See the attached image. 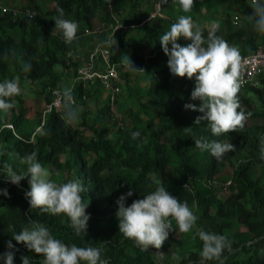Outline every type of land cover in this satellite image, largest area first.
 I'll return each mask as SVG.
<instances>
[{
    "label": "trees",
    "instance_id": "16d2710c",
    "mask_svg": "<svg viewBox=\"0 0 264 264\" xmlns=\"http://www.w3.org/2000/svg\"><path fill=\"white\" fill-rule=\"evenodd\" d=\"M150 1L114 0V14L106 0H24L25 6L19 8L35 9L38 24L26 16L14 17L12 11L6 12L0 7V81L18 76L26 81L40 82L41 92L47 103H51L52 90L58 88L66 70L76 72L75 67L79 63L77 53L84 42L94 38L95 35L87 34L86 30L96 24V19L109 24L118 17L127 24H139L140 20L120 18L118 9L124 4L131 13ZM238 2L239 11L244 15L243 27L226 34L224 39L229 44L242 41L247 28L254 32L249 20L252 9L248 0ZM175 4L178 3L175 1ZM33 5L46 8L38 11ZM58 8L64 10V18L79 24V39L71 44H66L62 33L54 29ZM178 12H184L180 6ZM115 39L117 47L115 44L112 46L113 61L125 66L122 61L126 54L136 68L144 69L149 78L144 101L134 89L129 72L121 71L135 105L125 108L126 127H118L117 139L109 137L106 129L98 128V122L105 116H113L110 106L99 109L98 115L91 120L84 117L77 126L67 124L62 114L53 110L40 120L42 129L29 138L15 133L24 130L30 122L21 98L16 100L18 107L16 97L12 98L15 106L11 115L0 116V161L12 164L17 171H26L27 165L22 163V158L37 151L43 165L67 173L65 180H82L86 189L82 199L88 200L86 211L91 214L86 235L77 236L69 218L63 214L52 215L33 209L29 211V217V203L22 191L10 182L0 181V188L9 191L8 197L0 195V253L7 250L9 240L17 246L13 234L31 218L45 223L56 238L67 244L101 247L109 264H163L151 247L149 251H142L119 232L118 205L115 203L121 194L132 188L133 195L126 202V206L130 205L162 181L178 200H185L192 209L199 210L200 222L207 231L231 238L232 246L223 254L224 264H264V179L254 175L255 167L264 163V96H261L263 104L252 108L242 106L246 114L250 113L242 130L214 136L206 122L195 125L196 117L202 113L195 111V117L186 114L183 97L176 92L173 75L168 67H164L162 55H141L125 30L116 31ZM244 53L246 51L241 55ZM58 65L61 70L56 68ZM26 67L27 71L24 70ZM260 81L264 84V73ZM245 91L261 94L259 88L241 87L238 93L241 103L246 101ZM84 94L87 92L82 86L75 88L77 99ZM86 123H89V134L82 130ZM8 124H13L15 131ZM136 130L141 136L133 139L131 132ZM200 137L222 142L229 140L234 150L216 160L210 153L195 147L193 139ZM227 163L234 168L231 178L236 192L224 200L218 197L214 188L205 186L202 181L217 178ZM21 183L30 190L28 178ZM230 215H238L247 230H231V222L219 221ZM207 224L209 226L206 227ZM201 249L202 242L198 249L184 254L178 264H201ZM25 255L33 258L32 264H41L42 256L33 250L17 252L14 264H22L21 256ZM207 264L219 262L213 260Z\"/></svg>",
    "mask_w": 264,
    "mask_h": 264
},
{
    "label": "clouds",
    "instance_id": "9594fccd",
    "mask_svg": "<svg viewBox=\"0 0 264 264\" xmlns=\"http://www.w3.org/2000/svg\"><path fill=\"white\" fill-rule=\"evenodd\" d=\"M167 2V0H165ZM185 13L191 12L194 0H176ZM110 4L111 0H106ZM252 13L249 16L254 31L264 34V0H250ZM59 16L55 20V28L63 36L66 44L79 39V24L64 18L62 8H58ZM183 38L190 41L185 45L178 43ZM163 52L168 57L167 66L174 76L195 78V87L191 92L194 103H186V110L202 113L194 123L207 124L214 136L242 130L247 119L238 93L241 88V53L237 46L229 44L222 36L216 34V29L204 30L194 22L190 15H180L169 28L159 37ZM117 40L109 37L100 42V46L110 48ZM171 45V48H169ZM123 64L132 72L139 73L144 69L136 68L132 59L124 55ZM25 71L28 70L26 67ZM23 92L20 78L14 77L0 81V116L7 115L14 108L13 97ZM63 106V118L69 125L80 117V107L76 104L73 93L66 89L57 93ZM133 139L141 136L140 131H132ZM195 147L210 153L220 160L225 153L234 150V145L220 140H209L205 137L194 138ZM2 155V153H0ZM27 165L26 171H17L10 163L0 161V176L5 182L21 186V181L28 178L30 190L25 191L30 210L38 209L42 213L52 215L63 214L69 218L70 226L77 236L86 235L91 214L86 211L88 200L82 199L86 189L81 179H68L55 182L52 171L38 159V152L33 151L22 158ZM0 195L9 196L7 188H0ZM133 195L132 188L121 194L115 203L118 205L116 217L119 221V232L132 240L142 251L150 247L160 249L173 229L174 220L179 232L189 233L197 224L198 216L188 202L172 195L161 181L154 190L143 198H138L126 206L129 197ZM196 236L202 242L200 251L201 264L218 261L224 264L223 254L226 248H231L229 236L203 229L196 230ZM17 243H23L29 250L42 256L41 264H109L103 257V249L98 246L81 247L67 244L56 238L45 223L36 219H27L26 225L13 234ZM19 249L11 240L7 242V250L0 253V264H14V258ZM161 259L164 253H156ZM22 264H32L31 256H21Z\"/></svg>",
    "mask_w": 264,
    "mask_h": 264
},
{
    "label": "crops",
    "instance_id": "0c3cea01",
    "mask_svg": "<svg viewBox=\"0 0 264 264\" xmlns=\"http://www.w3.org/2000/svg\"><path fill=\"white\" fill-rule=\"evenodd\" d=\"M176 0H172L170 5L167 6L163 14L159 16L155 20H151L146 24L143 25H136L130 31H127V36L131 40L133 46L138 50V52L143 55L144 57H150L156 54L162 55L164 58V67L167 66L168 57L163 52L162 46L159 43V37L162 35L173 23L175 20L178 19L180 15H190L192 16L194 22L201 26V28L205 32V36H207L208 31L212 30L213 28L216 29V34L225 38L227 33L233 32L238 30L239 28L243 27V20L244 16L239 18V2L238 0H194V6L191 12L188 13H179L178 4H175ZM154 0H151L147 4H143L142 7L137 8L136 11L129 13L125 9V5H121L118 9V16L120 18H127L129 20H140L151 12L153 9ZM100 20L96 19V24L99 23ZM139 23V24H140ZM262 35L256 31H251L247 28L246 34L243 37V40L239 43H232L231 45L237 46L240 49V53L245 52L247 54L255 48L258 44L262 43ZM105 34L96 35L93 39L87 40L84 42L80 49V61L78 64H82L83 60L90 54V52L100 46V42L105 40ZM254 39V40H252ZM190 41H185L183 38L178 40L182 46L185 45ZM171 48V45H169ZM249 51V52H248ZM242 54L241 56H243ZM77 68V67H75ZM58 70H61L58 69ZM131 83L135 88H139L138 81L136 76L139 73H135L130 71L127 68ZM145 74L144 71H141ZM66 74L64 75L62 81L60 82L58 88L62 90L70 89L73 93L75 88L82 86V89H85L87 92V98H79L77 100V105L80 107V117L79 119L88 118L93 119L96 115H98V110L110 106L111 109L115 112H122L125 114V108L129 105H134L132 101L134 100L128 93V91H122L120 94L115 95L110 90L104 88L100 83H91L88 85L87 88L83 86V84L78 83L75 79V70H66ZM135 78V79H134ZM148 78V76H147ZM173 83L176 89V92L179 93L183 97V104L186 103H194L197 106L201 103L199 100L193 101L191 99V92L194 90L195 87V78L193 77L191 80L185 77H179L173 75ZM124 79L121 78L120 81H116L117 85H123ZM149 82V78H148ZM136 83V84H135ZM264 86V84H263ZM36 88V87H35ZM149 88V87H148ZM42 88L37 87L35 94L39 93ZM246 101L248 100L249 103L253 102L252 106H258L259 102L262 101L260 94L253 92V91H246ZM40 94V93H39ZM31 94H29L30 96ZM20 97V96H19ZM42 103L39 104L40 108L35 109L34 113L26 114V117L31 120L32 122L35 120V115L40 117V120L43 118L44 110L46 105L48 104L46 99L42 95L39 96ZM23 99V98H22ZM146 99H144L145 101ZM26 103L24 102L25 107L27 101H29L28 97L25 98ZM245 102V101H244ZM242 101L241 105L245 107V103ZM247 103V102H246ZM31 105V104H30ZM186 114L191 116V113L195 114L193 110H186L184 108ZM103 129H106L103 127Z\"/></svg>",
    "mask_w": 264,
    "mask_h": 264
},
{
    "label": "built area",
    "instance_id": "2783aa9c",
    "mask_svg": "<svg viewBox=\"0 0 264 264\" xmlns=\"http://www.w3.org/2000/svg\"><path fill=\"white\" fill-rule=\"evenodd\" d=\"M171 1L172 0H167V2H165V0H154L153 9L147 16L143 18L140 24H127L119 20L118 17H115L114 23H99V25L95 24L92 28L87 29L86 33L95 36L105 34L106 39L112 37L113 40H115L116 31H130L136 25H143L151 20L157 19L163 14L164 9L171 3ZM108 7L112 13H116L114 0H111V3L108 4ZM1 8L6 12L12 11L14 17L26 16L29 19L33 20L35 24L39 23L37 12L33 8ZM112 56V47L104 48L99 46L93 49L90 54L83 60V63L81 65H77L76 81L80 84L82 83L85 88H87L91 83H100L104 88L110 90L113 94H120L122 92V85H117L116 81L121 80L122 63L114 62ZM241 57V87H259L261 85L260 77L264 73V43L258 44L254 51L244 54ZM77 58L80 59V52L77 53ZM60 91L63 90L59 88L52 90L53 100L51 101V103H48L46 105L42 120L45 118L47 113H50L53 110L60 112L63 116L64 110L62 102L60 100V97L57 95V93ZM73 96L77 104L78 99L76 98L74 93ZM83 98H87V94H84ZM111 118L117 127H126V121L124 120L123 113L113 111V116ZM42 124H44V121L42 122ZM7 126L14 129L13 124H8ZM38 129L41 130L42 125L39 126ZM15 133L20 136L16 131ZM0 181H5L4 177L0 176ZM202 183H204V185L209 188H214L217 186V191L222 197L228 198L232 195V189L234 187L233 178L227 179L224 182H219L217 178H214L207 181H202ZM17 187L22 191V194L25 197L24 193L25 191L29 190V188L23 183H21V186ZM29 211H31L30 205L28 207V216L30 217ZM173 232L174 230L170 231L169 235H172ZM16 247L19 249L18 252L20 253L24 250H29L23 243H17Z\"/></svg>",
    "mask_w": 264,
    "mask_h": 264
},
{
    "label": "rangeland",
    "instance_id": "374dc122",
    "mask_svg": "<svg viewBox=\"0 0 264 264\" xmlns=\"http://www.w3.org/2000/svg\"><path fill=\"white\" fill-rule=\"evenodd\" d=\"M248 3L250 4V0H248ZM44 5V4H43ZM25 6L24 4V0H0V7H22ZM32 6V5H31ZM35 6V8L38 11H41L46 8L45 6H41V5H33ZM48 6V5H47ZM240 12V16H238L239 18H241V16L243 17L244 15ZM101 23V21L99 22ZM99 23H97L99 25ZM148 23V22H147ZM146 24V23H145ZM57 69H60L61 66L58 65L56 67ZM122 72H128L127 67L126 66H122L121 68ZM12 73V70H10L9 74ZM146 74V73H145ZM130 75V74H129ZM136 76V79L138 81L139 84V88H135L137 94L140 95L141 98L146 99L147 98V91H148V87H149V82H148V78H147V74L144 75L143 72H139L138 75H134ZM77 75L75 73V79H76ZM124 77V76H123ZM121 76V78H123ZM130 78V76H129ZM124 79V78H123ZM135 79V78H134ZM21 80V87L23 88V92L22 94L19 96H17L15 98V101L19 98H23L22 100L26 103L25 98L28 97L29 103L26 104V110L27 113L29 114H33L35 109H39L40 106L39 104L43 102V100H41L39 98L40 95H42L45 99V95L40 91L39 93L35 94L34 92H36V88L40 87L42 88V84L40 82H30V81H26L23 79ZM125 82V79L124 81ZM136 84V83H135ZM36 87V88H35ZM261 94L260 97L264 96V86L263 84H261L259 87ZM128 91L127 87H126V82L122 87V91ZM29 94H31L29 96ZM247 102V103H246ZM259 104H263L262 101H258ZM132 103L135 105V100L132 101ZM245 107H254L253 102L249 103V101H245ZM15 104L17 105V107L19 106L18 101L15 102ZM31 104V105H30ZM25 106V105H24ZM12 109L9 111V115H11ZM122 113V112H121ZM3 116V115H2ZM192 117H195L194 113H191ZM35 120L32 122L31 120H29L30 122L28 124H26V128L24 130H19L18 134L24 137H33L34 133L36 131H40L38 128L40 126V117H38V115H35ZM88 119V118H87ZM81 119H78L76 122H74V125H79V123H81ZM87 125L85 127H83V131L85 134H89V129H88V125L89 123H86ZM1 125H0V129H1ZM105 127L106 130L108 131L109 137L113 138V139H117L119 137V128L115 125V123L113 122L111 116L107 117L105 116L104 119H102L100 122H98V128H103ZM164 140V138H163ZM169 142V141H167ZM0 147H1V143H0ZM45 167L49 168L53 175H52V179L55 182H63L66 176V173L59 170V171H54L51 169L50 165H44ZM233 171L234 168L231 164L227 163L225 169L223 170V172H221L218 176L217 179L219 182H224L227 179H230L233 176ZM254 175L256 176H262L264 179V163L263 164H258L255 169H254ZM215 192L217 193L218 197L220 199H228L226 197H222L219 195L218 191H217V186L214 187ZM232 194L236 192V187L234 186L232 189ZM193 211L195 212V214L198 216V221L197 224L195 225V227L193 228L192 232L189 233H181L178 230V227L175 223V221H172L173 224V229L174 232L172 233V235H169L168 239L165 240V242L162 244L160 249H155L152 248V251L154 252L156 258L161 261L163 264H178L180 262V260L183 258L184 254H186L187 252L191 251V250H196L199 247V243L201 242L198 238V236H196V230L197 229H203L205 231H207L205 229V226L200 222V217H199V210L197 208L193 209ZM219 221H224V222H231V230H237V231H246L247 230V226L246 224L240 220L238 218V215L236 216H226V217H222L220 218ZM209 226L208 224L206 225V227ZM157 252H162L164 253L163 258L161 259L156 253Z\"/></svg>",
    "mask_w": 264,
    "mask_h": 264
}]
</instances>
